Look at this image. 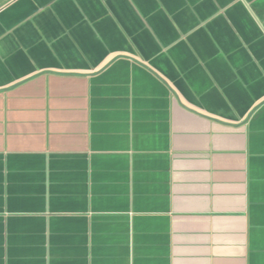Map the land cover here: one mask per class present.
Masks as SVG:
<instances>
[{"label":"crops","instance_id":"1","mask_svg":"<svg viewBox=\"0 0 264 264\" xmlns=\"http://www.w3.org/2000/svg\"><path fill=\"white\" fill-rule=\"evenodd\" d=\"M0 264H264V0H0Z\"/></svg>","mask_w":264,"mask_h":264}]
</instances>
